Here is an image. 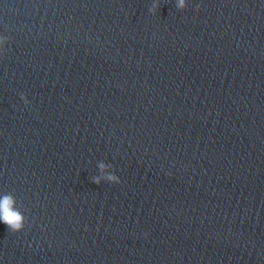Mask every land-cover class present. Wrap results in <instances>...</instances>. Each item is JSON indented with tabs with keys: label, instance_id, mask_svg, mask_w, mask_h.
I'll return each mask as SVG.
<instances>
[{
	"label": "water",
	"instance_id": "obj_1",
	"mask_svg": "<svg viewBox=\"0 0 264 264\" xmlns=\"http://www.w3.org/2000/svg\"><path fill=\"white\" fill-rule=\"evenodd\" d=\"M176 4L0 0V264H264V0Z\"/></svg>",
	"mask_w": 264,
	"mask_h": 264
},
{
	"label": "clouds",
	"instance_id": "obj_2",
	"mask_svg": "<svg viewBox=\"0 0 264 264\" xmlns=\"http://www.w3.org/2000/svg\"><path fill=\"white\" fill-rule=\"evenodd\" d=\"M186 6V0H177L176 7L178 10L183 11ZM158 7V4H153L150 8V11L155 14ZM5 42H7V37L0 36V44H4ZM3 52L4 50L0 48V55H2ZM20 99L24 102L25 105L29 104V101L24 94H21ZM111 167V165H106L103 162L99 163L98 169L100 175L94 177L92 179V182L98 186L101 184L102 180L112 184L120 183V180L116 175L110 174L109 169ZM16 204V199L11 194H5L0 197V222H3L7 226L9 231L13 233H19L23 231L25 227V217L16 207Z\"/></svg>",
	"mask_w": 264,
	"mask_h": 264
}]
</instances>
